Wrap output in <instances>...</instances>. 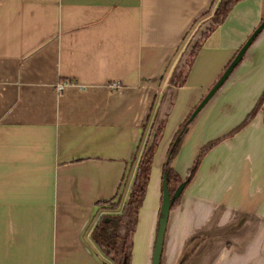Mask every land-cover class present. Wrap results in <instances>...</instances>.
Returning <instances> with one entry per match:
<instances>
[{"label": "crops", "instance_id": "crops-1", "mask_svg": "<svg viewBox=\"0 0 264 264\" xmlns=\"http://www.w3.org/2000/svg\"><path fill=\"white\" fill-rule=\"evenodd\" d=\"M212 1L0 0V264H103L90 231L109 210L97 203L125 201L164 120L133 234L131 264L152 190L141 253L152 264L170 142L264 19V0L235 4L174 86L184 36ZM263 89L264 26L185 127L173 169L185 178ZM159 264H264V102L203 156L169 211Z\"/></svg>", "mask_w": 264, "mask_h": 264}, {"label": "trees", "instance_id": "trees-1", "mask_svg": "<svg viewBox=\"0 0 264 264\" xmlns=\"http://www.w3.org/2000/svg\"><path fill=\"white\" fill-rule=\"evenodd\" d=\"M240 1L241 0H213L210 8L199 19L194 21L189 31L186 32L183 40L188 37L191 32L190 30H192L200 19H204V17L210 15L212 9L214 8L210 23L200 32L199 38L195 40L188 50V55L180 70L174 75L172 79V84L174 86H181L184 83L204 40L225 20L234 5ZM262 23L264 24V19L260 24ZM230 62L227 64L225 69L228 67ZM263 102L264 89L254 106L237 126L222 137L209 141L200 148L193 163L189 167L185 178H182L173 169L172 162L180 151L182 146V134L185 127L190 122L192 114L190 113L186 117V119L178 127L172 141L170 142L162 168V182H165L170 198L169 211L178 205L186 186L192 180L203 156L208 152V150L224 138L231 137L244 128L254 118L258 110H260ZM164 125L165 121L162 120L158 125L154 126L151 136L148 135L146 141L143 143L139 159L136 163L132 183L125 201L122 202L121 195L116 194L107 201H100L97 203L98 207H104L109 210L108 213L99 214L90 231V238L92 242L97 246L104 258L103 264H108L107 262L110 264H131L133 234L138 221V213L142 206L146 188L150 180L153 157L158 141L162 135ZM181 186L182 189L177 194V191ZM191 253L187 255L183 262H185Z\"/></svg>", "mask_w": 264, "mask_h": 264}, {"label": "water", "instance_id": "water-1", "mask_svg": "<svg viewBox=\"0 0 264 264\" xmlns=\"http://www.w3.org/2000/svg\"><path fill=\"white\" fill-rule=\"evenodd\" d=\"M263 26H264V24L262 23L254 30V32L248 38L246 43L241 47V49L238 51V53L235 55L233 60L228 65V67L225 69V71L223 72V74L221 75V77L219 78L217 83L213 86V88L209 91V93L203 98V100L195 108L194 112L192 113V117L202 108V106L208 101V99L224 83V81L230 75L232 70L235 68V66L242 59L246 49L252 43V41L255 39V37L258 35V33L261 31ZM179 70H180V68L178 67V71ZM181 189H182V186L178 189L177 194L180 192ZM162 192H163L162 202H161V206H160V215H159V219H158V223H157V230H156V236H155V241H154L152 264H159L160 263L162 241H163V236H164V232H165L166 222H167L168 215H169L170 198H169V194H168V191L166 189V184L164 181L162 182Z\"/></svg>", "mask_w": 264, "mask_h": 264}, {"label": "rangeland", "instance_id": "rangeland-1", "mask_svg": "<svg viewBox=\"0 0 264 264\" xmlns=\"http://www.w3.org/2000/svg\"><path fill=\"white\" fill-rule=\"evenodd\" d=\"M214 8L211 11L210 15H207L206 17H204V19H200V21L192 28V30H190V34L188 35V37L186 38L182 49H180V54H179V68H181V66L183 65L187 55H188V50L190 49L191 45L195 42V40H197L200 36V32L210 23L211 18H212V14H213ZM257 28V27H256ZM180 80V79H179ZM199 104V103H198ZM197 107V106H196ZM195 107V108H196ZM195 108L193 109V111L191 112V114L194 112ZM163 168V167H162ZM154 173V172H153ZM129 192V191H128ZM127 195V193H126ZM153 196V192L152 190H149V200L146 203V209L147 210H143L142 216L144 219L141 218V221H144L140 227H137L136 230V235H137V249L135 252V258L133 259V264H142V249L145 243V235H144V223L147 220V213L149 211V202L151 200Z\"/></svg>", "mask_w": 264, "mask_h": 264}, {"label": "built area", "instance_id": "built-area-1", "mask_svg": "<svg viewBox=\"0 0 264 264\" xmlns=\"http://www.w3.org/2000/svg\"><path fill=\"white\" fill-rule=\"evenodd\" d=\"M109 87L112 89V90H121V86L117 83V82H112L110 83ZM65 88V84L63 83H58L56 85V92L57 93H61Z\"/></svg>", "mask_w": 264, "mask_h": 264}]
</instances>
